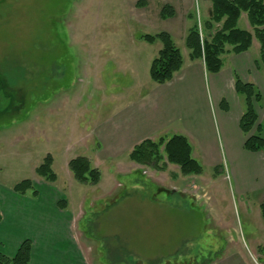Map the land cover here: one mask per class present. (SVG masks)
I'll use <instances>...</instances> for the list:
<instances>
[{
	"label": "rangeland",
	"instance_id": "obj_1",
	"mask_svg": "<svg viewBox=\"0 0 264 264\" xmlns=\"http://www.w3.org/2000/svg\"><path fill=\"white\" fill-rule=\"evenodd\" d=\"M242 16L239 28H252ZM205 19L198 0L201 28ZM156 33L145 26V0H0L1 254L13 257L20 239L33 240V264H84L73 243L60 240L68 234L85 264H264V154L260 164L244 155L221 166L197 156V177L175 165L158 172L128 156L103 162L93 154V130L111 121L120 102L134 101V90L153 83L150 67L162 43L151 47L141 37ZM175 42L185 67L194 66L185 42ZM253 43L231 56L242 81L264 95L261 46ZM231 56L223 57L222 80ZM220 77L206 76L209 91ZM230 92L232 116L244 112L235 80ZM258 113L262 121L264 104ZM216 127L222 139L225 128ZM48 155L56 183L36 173ZM78 157L101 170L97 186L74 179L68 165ZM23 181L33 182L25 195L14 191ZM56 199L67 204L56 208ZM10 207L21 210L19 219Z\"/></svg>",
	"mask_w": 264,
	"mask_h": 264
},
{
	"label": "crops",
	"instance_id": "obj_2",
	"mask_svg": "<svg viewBox=\"0 0 264 264\" xmlns=\"http://www.w3.org/2000/svg\"><path fill=\"white\" fill-rule=\"evenodd\" d=\"M196 1L198 0H145V26L154 29L156 34L166 32L171 35L174 41L182 40L185 42L188 29L196 22V18L194 20L189 19L190 15L196 17ZM199 1L204 7L207 19H209L212 9L211 0ZM167 5L174 9L175 16L163 19L162 10ZM246 30L251 32L252 28L247 27ZM146 44L152 47L159 45V42L154 44L146 42ZM161 49L162 46H159L153 55V61ZM236 59L230 58V68L224 80L220 77L224 67L219 74L211 75L212 77H220L213 78V91H209L204 82L206 76L209 75L204 62L192 60L191 63L194 66L186 68L184 62L183 68L174 75L170 82L160 85L152 81V84L145 85V90L140 94L139 91L134 90V93H137L135 100L132 101L131 98L127 102H120L112 113L114 116L111 121L102 128L93 130L89 135V139L94 143L93 154L99 161L119 162L122 156L129 157L134 147L144 140L169 139L176 135H182L188 138L191 143L193 157L196 159L197 156H200L213 166H221L223 159H228L232 164H237L240 157H244V155L250 157L248 159L250 162L260 164V156L263 153H250L245 150L246 137L239 126L244 113L243 110L242 113L237 111L232 116V107L229 101L227 102L228 92L230 95V88L235 80L233 70H236V76L242 80L240 73H238L240 64ZM197 81L202 84L201 89ZM235 95L241 101L242 98L237 95L236 91ZM232 96L234 97V95ZM223 100L227 102V111L222 109ZM217 122L225 128L222 139L217 133ZM231 126L234 127V132L230 134L232 136L229 135V127ZM257 154L259 158L253 156ZM170 168L171 165H168L167 170ZM254 185L256 184L254 183ZM59 201L58 199L54 201L56 208ZM11 202L14 205L16 200L12 198ZM7 210L10 212V217L19 219L20 209L10 207ZM58 214L61 215L62 213L58 212ZM3 222L4 216L0 225ZM49 231L55 230L51 226ZM0 238H2L1 235ZM35 239L37 240V237ZM20 240L15 246L17 251L25 241ZM60 240L64 242L70 240L75 248V253L85 264L74 238L67 234L66 236L62 235ZM49 242L52 243L53 241ZM32 243L33 251L30 264L37 261V243L33 240Z\"/></svg>",
	"mask_w": 264,
	"mask_h": 264
},
{
	"label": "trees",
	"instance_id": "obj_3",
	"mask_svg": "<svg viewBox=\"0 0 264 264\" xmlns=\"http://www.w3.org/2000/svg\"><path fill=\"white\" fill-rule=\"evenodd\" d=\"M211 3L209 20L202 28L196 21L187 31L185 45L190 51V59L203 61L207 73L217 75L224 67L223 56L248 52L256 39L261 46L260 60L264 63V0H211ZM244 13L247 14L253 33L238 26ZM174 16L175 11L171 6L167 5L163 8V19ZM195 18V15L189 16L190 20ZM141 39L149 44L157 41L162 43V49L152 62L150 77L156 84L163 85L170 82L184 65L182 52L174 39L166 32L154 36L145 35ZM256 64L259 65L258 61ZM235 91L244 103V113L239 126L246 137L245 150L264 154V119L260 121L258 113V106L264 104V95L255 84L246 83L238 76L235 77ZM222 109L228 110L225 100L222 102ZM129 158L140 167L153 171L162 172L168 168V165H175L185 177H197L203 173V166L193 157L191 143L182 135L169 139L144 140L134 147ZM53 162V157L48 155L36 171L41 178L50 183L57 182V175L52 168ZM68 167L74 179L80 184L97 186L101 181V170L93 165L89 157L73 159ZM32 189L33 182L23 181L14 188V191L25 195ZM60 204L65 205L67 202L63 201ZM261 211L264 218V202L261 204ZM32 251V241L26 240L13 257L0 253V264H30Z\"/></svg>",
	"mask_w": 264,
	"mask_h": 264
}]
</instances>
